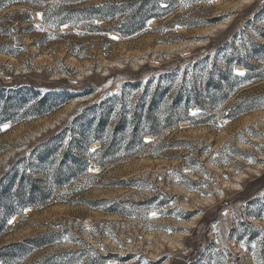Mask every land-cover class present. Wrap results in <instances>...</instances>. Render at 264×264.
Segmentation results:
<instances>
[{
  "label": "rangeland",
  "instance_id": "374dc122",
  "mask_svg": "<svg viewBox=\"0 0 264 264\" xmlns=\"http://www.w3.org/2000/svg\"><path fill=\"white\" fill-rule=\"evenodd\" d=\"M143 2L0 10V48L16 52H0V91L28 82L70 98L0 131V180L13 166L52 194L6 222L7 264H264V0H159L148 19ZM144 67L149 76L133 80ZM104 109V146H146L100 168L89 125ZM57 146L62 179L78 170L67 152L90 165L59 191L36 162ZM40 236L51 239L26 254L23 241Z\"/></svg>",
  "mask_w": 264,
  "mask_h": 264
},
{
  "label": "trees",
  "instance_id": "16d2710c",
  "mask_svg": "<svg viewBox=\"0 0 264 264\" xmlns=\"http://www.w3.org/2000/svg\"><path fill=\"white\" fill-rule=\"evenodd\" d=\"M50 1L52 0H0V10L4 9L10 5H18L21 3H27L31 5H49ZM159 0H144L142 3L143 8H148L149 11H146L145 18H153L149 16L152 15L153 8L156 6ZM150 4V5H148ZM52 6V5H51ZM50 6V7H51ZM147 9V10H148ZM81 12L91 11V9H82ZM150 14V15H149ZM95 18H103L104 20H108L106 15H98ZM78 20H84L78 18ZM62 21L61 23H64ZM59 23V24H61ZM122 37H126L129 35L120 34ZM0 52H4L10 56H15V51H7L3 48H0ZM246 70L250 72H254L257 69L252 67L243 66ZM148 69L146 67L139 70L137 75L133 80L139 81L146 76H149L147 73ZM253 74V73H250ZM246 80L250 79V82L257 80V75L250 76L246 75ZM25 86L18 87L14 83L10 86H6L0 91V125L4 123H9L11 125L19 124L26 119H38L44 117L47 114H50L56 106V100H59V105H63L69 101V97L65 96L64 98H59V95H44L40 93V90L36 88V86L25 82ZM93 90H90L89 93H92ZM31 96L33 101H36L34 104L29 105L27 103L26 97ZM141 98H139V101ZM150 100V99H149ZM152 103V101H150ZM191 104V103H190ZM194 106L201 107L198 103H192ZM191 104V105H192ZM184 108L181 109V111ZM103 114L99 115L93 124L91 123L89 126L91 127V135L93 136L94 140H97L102 145V150L100 151L101 162H98L97 165L102 168L105 165L112 164L120 158L129 157L130 155L139 154L143 151V148L146 146L145 143L139 138V147L133 148L131 146H127L125 148L118 147L115 145H107L104 146L103 140L100 137L101 133H104L106 129V119L108 116V109L103 110ZM124 111L121 115H124ZM145 119H151L149 115L145 116ZM96 122V123H95ZM95 123V124H94ZM62 125H60L61 127ZM120 129V125L117 124L113 128V134L117 136H121L123 132H118ZM153 136H158L159 132L155 129H150L149 131H145ZM74 141H71L73 143ZM70 143V144H71ZM95 144V143H93ZM92 144V145H93ZM48 146V145H47ZM45 147V146H44ZM60 147H51V149H45L44 151H40V153L36 156V162L41 169L44 171L47 170L55 172L54 176L50 179V184L55 191L62 190L64 188H68L72 186L76 181L80 178L88 176V168L89 164L86 161L80 160L76 156H68V152L66 153L68 160H70L71 167L74 168L75 166L78 170L73 169L74 175L69 180L62 179L60 176V172L65 169H69V166L66 165L64 162H59L56 165L55 156L59 152ZM38 150V148H37ZM70 152V151H69ZM57 166L55 170H53V166ZM10 172L6 174L4 180H0V214L2 215L3 221H0V234L5 229L6 222L14 215H21L25 209L31 208L38 204H46L52 199V194L48 192V190L44 187H39V184L44 183L42 181L32 179V175L25 174V173H18L14 170L13 166L10 168ZM50 169V170H49ZM70 171V170H69ZM68 171V172H69ZM72 172V171H70ZM48 186H50L48 184ZM15 190L13 194L11 192ZM13 199L15 205L11 203ZM10 200V201H9ZM51 239L48 236H40L32 239H28L23 241L20 245L24 248V252L27 254L32 247H43L44 245L48 244V240ZM15 247L14 245H8L5 247L0 248V263L7 264V259L5 256L9 254L12 248Z\"/></svg>",
  "mask_w": 264,
  "mask_h": 264
},
{
  "label": "snow or ice",
  "instance_id": "6c2138e0",
  "mask_svg": "<svg viewBox=\"0 0 264 264\" xmlns=\"http://www.w3.org/2000/svg\"><path fill=\"white\" fill-rule=\"evenodd\" d=\"M208 2L211 3L212 0H208ZM36 15H37L38 18H42V14H41V13H37ZM229 19H230V17H229ZM67 26H68V25H65V27H67ZM41 30H42V29H41ZM112 38H113V39H117V37H112ZM236 74H237V75H241V76L244 75L243 72H237ZM193 114H195V113H193ZM8 127H10L9 124H4L2 127H0V131H4V130H6ZM92 151L94 152L95 149H92ZM89 171H92V169L90 168ZM26 211H27V210H26ZM152 215L155 216L156 214L153 213ZM9 223H12V221L10 220ZM241 247H243V245H241ZM253 247H255V245H253Z\"/></svg>",
  "mask_w": 264,
  "mask_h": 264
},
{
  "label": "bare ground",
  "instance_id": "6f19581e",
  "mask_svg": "<svg viewBox=\"0 0 264 264\" xmlns=\"http://www.w3.org/2000/svg\"><path fill=\"white\" fill-rule=\"evenodd\" d=\"M221 28H224L225 26L224 25H222V26H220ZM98 146V143H95V144H93L92 145V148H96ZM154 211H150V212H148V213H153ZM91 221H87L86 223H84L83 225H85V227H89V226H91Z\"/></svg>",
  "mask_w": 264,
  "mask_h": 264
}]
</instances>
